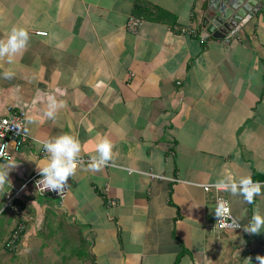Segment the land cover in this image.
<instances>
[{
    "label": "crops",
    "instance_id": "obj_1",
    "mask_svg": "<svg viewBox=\"0 0 264 264\" xmlns=\"http://www.w3.org/2000/svg\"><path fill=\"white\" fill-rule=\"evenodd\" d=\"M211 2L0 0V38L30 33L11 63L0 58V115L25 111L28 135L0 188V264H259L264 229L217 228L204 185L228 171L264 181V8L236 33L206 36ZM131 15L145 19L138 32ZM50 95L65 101L54 117ZM65 132L87 159L68 193L24 186L50 158L43 142ZM103 138L112 157L93 169ZM224 193L243 224L264 213V193Z\"/></svg>",
    "mask_w": 264,
    "mask_h": 264
},
{
    "label": "clouds",
    "instance_id": "obj_2",
    "mask_svg": "<svg viewBox=\"0 0 264 264\" xmlns=\"http://www.w3.org/2000/svg\"><path fill=\"white\" fill-rule=\"evenodd\" d=\"M30 40V33L26 27L13 26L6 38H0V58L6 57L11 63L15 54L26 48ZM3 75L11 78L14 73L10 70L5 71ZM47 117H54L57 107L63 106L65 101H58L55 96L48 97ZM29 121L35 119L33 116H27ZM6 145H0V155ZM44 150L49 154V159L39 164L36 162L40 172V178L37 181L42 190H55L60 192L68 183L78 165V157L81 153V141L71 133L52 137L43 142ZM97 154L91 156L89 167L99 169L106 164L112 157V144L107 138L100 139L94 145ZM16 165L12 159L0 164V188L6 185L9 179L11 169ZM214 187L219 191H229L232 194H242L245 201L252 203L258 194L264 193V181L254 180L251 175H241L237 178L236 174L231 171L226 172L218 178ZM215 215L221 219L229 214V201L220 198L215 207ZM228 227L239 228L241 223L233 217ZM246 232L259 234L264 229V213L259 209L252 214L250 221L243 225ZM136 237H133L135 239ZM251 260V256L247 257ZM259 264H264V254L256 256Z\"/></svg>",
    "mask_w": 264,
    "mask_h": 264
},
{
    "label": "built area",
    "instance_id": "obj_3",
    "mask_svg": "<svg viewBox=\"0 0 264 264\" xmlns=\"http://www.w3.org/2000/svg\"><path fill=\"white\" fill-rule=\"evenodd\" d=\"M144 17L137 16V15H131L128 22L127 26L129 29L132 31L138 32L144 23ZM178 31L184 32V33H189V34H197L198 31L196 28L193 27H177L176 28ZM44 34L45 32H41ZM25 124H26V112L25 111H20V112H11L9 115H0V145H6V147L3 149V154L0 155V160L2 159H12L13 157V152H12V147L18 148L23 146L27 140H28V135L25 129ZM87 159L85 157H78V162H84ZM40 178V172L37 171L36 173L32 174L27 181L25 182L24 186L28 184H33L35 189L39 191L43 195L47 196H59V197H64L69 190L70 187V182L68 179V183L61 189L60 192L55 191V190H42L37 184V181ZM23 186V187H24ZM22 187V188H23ZM204 189L206 191H215V201L217 204L218 199L223 198L227 201H229V214L221 219L220 217H217V228L219 229H227V230H244L243 228V223L233 214L232 207H231V202L228 198V196L224 193L225 191L223 190H217L214 185L208 184L204 185ZM11 197L9 200L11 203ZM235 217L240 223L241 227L239 228H231L228 227V224L231 223L232 218ZM22 226L17 227L14 229V231L11 234L10 239L7 241V247L14 249L20 239L21 236V231H22Z\"/></svg>",
    "mask_w": 264,
    "mask_h": 264
},
{
    "label": "water",
    "instance_id": "obj_4",
    "mask_svg": "<svg viewBox=\"0 0 264 264\" xmlns=\"http://www.w3.org/2000/svg\"><path fill=\"white\" fill-rule=\"evenodd\" d=\"M263 8L264 0H212L204 19L205 35L227 37L236 33Z\"/></svg>",
    "mask_w": 264,
    "mask_h": 264
}]
</instances>
